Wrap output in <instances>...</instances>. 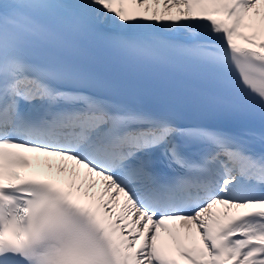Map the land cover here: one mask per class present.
Returning a JSON list of instances; mask_svg holds the SVG:
<instances>
[{
  "label": "snow or ice",
  "instance_id": "6c2138e0",
  "mask_svg": "<svg viewBox=\"0 0 264 264\" xmlns=\"http://www.w3.org/2000/svg\"><path fill=\"white\" fill-rule=\"evenodd\" d=\"M0 264H264V0H0Z\"/></svg>",
  "mask_w": 264,
  "mask_h": 264
},
{
  "label": "bare ground",
  "instance_id": "6f19581e",
  "mask_svg": "<svg viewBox=\"0 0 264 264\" xmlns=\"http://www.w3.org/2000/svg\"><path fill=\"white\" fill-rule=\"evenodd\" d=\"M39 161L43 162L44 164V167H42V170H43V174H48V173H51V174H54V175H57V176H60V177H63L65 176V173H62L59 171L60 168L64 167L65 166V162L61 161L59 158H55V157H44V156H39ZM48 162H50V165H51V169L49 170V167L47 168V164ZM67 166L69 168H71V162H67ZM83 178V174L81 173V179ZM85 187H87V184H85ZM97 188L99 191H101V186L100 184L97 183V186L95 187ZM107 198V197H105ZM122 200V198H121Z\"/></svg>",
  "mask_w": 264,
  "mask_h": 264
}]
</instances>
